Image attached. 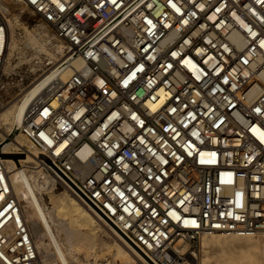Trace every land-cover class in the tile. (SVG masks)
Masks as SVG:
<instances>
[{"label": "built area", "instance_id": "1", "mask_svg": "<svg viewBox=\"0 0 264 264\" xmlns=\"http://www.w3.org/2000/svg\"><path fill=\"white\" fill-rule=\"evenodd\" d=\"M12 1L64 46L19 127L42 174L150 264L264 231V0ZM0 264H42L2 155Z\"/></svg>", "mask_w": 264, "mask_h": 264}, {"label": "bare ground", "instance_id": "2", "mask_svg": "<svg viewBox=\"0 0 264 264\" xmlns=\"http://www.w3.org/2000/svg\"><path fill=\"white\" fill-rule=\"evenodd\" d=\"M0 10L5 15L6 22L9 26V39L3 56V66L0 69L1 80L2 72L7 66L8 59H10L11 48L15 43V39L12 32H10V27H13V19L11 18L12 20H10L7 18L1 7ZM39 37L40 36L36 37L37 40ZM34 38L35 37H32L33 40H35ZM38 41L36 43H38ZM41 43L42 42H40V44ZM56 51L62 56L64 51L62 43L56 44ZM58 54L55 52H49L48 56L53 62H56L61 59ZM51 76L52 72L49 70L46 71L44 76H41L34 84H32L18 101L14 102V104L10 105L3 111L0 108V132L3 133L1 136L3 139L4 133L8 136L9 132L15 127L21 126L24 123L27 112L29 111L34 98L46 86ZM3 139L0 140L1 145L4 144V141H2ZM25 142L29 144L24 135L20 133L15 139H13V141L3 146L2 152L5 155L3 158L5 159L8 179L13 192L20 200L22 207H24V202L30 207L31 213L29 216L26 215V208L25 211L23 208L24 216L28 220V225H30V231L42 264L72 263V261L76 259L78 254L77 250L82 244H84L82 246L87 245V247L94 248L98 243L99 236L107 230H111L112 233L121 240L112 228H106V223L103 220L97 217L87 206L76 197L72 196L69 192L66 191L53 195L52 191L55 189L56 183L49 175H43V179H40L41 181L38 180L37 182L32 174H41L40 170H36L35 172L23 168L28 167V163L34 161L33 157H41L36 149L33 151H31V149H26L23 150V152L12 150H16L19 146H23ZM24 152L27 153V157L15 160L13 154L17 153L19 157L18 153ZM31 155H33V157ZM44 191L47 194H50L53 203L52 207H48L45 204L43 199ZM27 213L29 214L28 210ZM28 217H30V219ZM31 229H34V234ZM261 236H264V231H261L254 236L207 233L200 237L199 244L201 241L204 248V250H202L217 257V264H264V254H262L264 244L261 240ZM45 238H49V241L46 240L47 243L49 242L48 244L45 242ZM184 242L180 241L177 245L186 249L188 245ZM49 245H56V249L60 254V256L58 254L55 256L57 257L56 259L58 262L52 261L51 259L49 260L47 254L44 255V251L46 252L48 250L47 248ZM110 246L112 247L110 249L112 250L113 257L112 261L106 264H150L148 260L143 258V256L135 250L132 251L129 249L122 241H116L113 245H109V247ZM51 252H53V250ZM95 263L96 262L89 264Z\"/></svg>", "mask_w": 264, "mask_h": 264}, {"label": "rangeland", "instance_id": "3", "mask_svg": "<svg viewBox=\"0 0 264 264\" xmlns=\"http://www.w3.org/2000/svg\"><path fill=\"white\" fill-rule=\"evenodd\" d=\"M0 7L4 10L7 18H9L10 20L13 19V27H10V32H12L16 43L12 45L10 59H8L7 66L2 72L3 74L1 75L0 80V108L3 111L10 105L14 104V102L18 101L23 96V94L26 93L28 88L32 86V84H34L41 76H44L46 71H48V69L51 67L50 64H53V60L49 58L48 53L55 52L58 54V51H56V44H61L62 42L54 35L53 31L47 26V24H45L41 20V18L37 14H35L33 10L28 6L12 0H0ZM38 36H40L38 40L42 42L41 44L36 38ZM32 37H35V40H33ZM37 41L38 43H36ZM58 55L61 57L60 53ZM19 127L20 126H17L11 132H9L10 136L5 135L4 133V139L1 137L3 133L0 132V140L3 139L2 141H4L2 148L7 143L13 141V139H15L21 133ZM28 145L29 144L25 142L23 146H19L18 149L12 150L17 151L24 148L23 150L31 149V151H33L34 148ZM18 154L19 157H14L15 160L27 157V153L25 152ZM31 156L33 157V155ZM33 158L34 161L28 163V167L23 168H27L26 170H32L36 172V170L39 171L40 168L36 164V161H38L37 157ZM32 175H34L38 182V180L41 181L43 179L42 176L44 174L33 173ZM66 191L69 192V190H67L64 186L58 184L55 186V189L52 191V193L53 195H57ZM43 199L48 207L53 206L49 193L47 194L44 191ZM23 204L24 211L26 208V215L29 216L31 213L30 207L25 202ZM27 210L29 214L27 213ZM28 218L30 219V217ZM106 228L109 229V226L106 225ZM31 230L34 234V229ZM46 240L49 241V238H45V242L47 243ZM261 240L264 244V236H261ZM116 241L121 242V240H119V238L115 236L111 230H107L99 236L98 243L94 246V248L87 247V245L82 246L84 245L82 244L77 250L78 254L76 256V259H74L70 264H89L94 262H96L95 264H106L112 261L113 257V253L111 252L112 250L110 249L112 247H109V245H113ZM56 245H49L47 248L48 250L46 252L44 251V255L47 254V258L49 260L51 259L52 261L58 262L56 259L57 257L55 256L56 254L60 256V254L56 249ZM199 248L200 251L197 260L198 264H217L216 256L203 251L204 248L201 244V241ZM51 249L53 250V252H51ZM262 254H264V250L262 251Z\"/></svg>", "mask_w": 264, "mask_h": 264}, {"label": "water", "instance_id": "4", "mask_svg": "<svg viewBox=\"0 0 264 264\" xmlns=\"http://www.w3.org/2000/svg\"><path fill=\"white\" fill-rule=\"evenodd\" d=\"M0 155H2L3 157H5V155H4V154H0ZM13 156H14V157H18V155H17V154H15V155L13 154Z\"/></svg>", "mask_w": 264, "mask_h": 264}]
</instances>
